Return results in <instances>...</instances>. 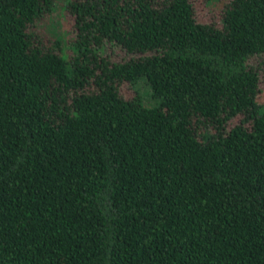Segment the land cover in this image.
Masks as SVG:
<instances>
[{"label":"trees","instance_id":"1","mask_svg":"<svg viewBox=\"0 0 264 264\" xmlns=\"http://www.w3.org/2000/svg\"><path fill=\"white\" fill-rule=\"evenodd\" d=\"M263 89L264 0H0V264H264Z\"/></svg>","mask_w":264,"mask_h":264},{"label":"rangeland","instance_id":"2","mask_svg":"<svg viewBox=\"0 0 264 264\" xmlns=\"http://www.w3.org/2000/svg\"><path fill=\"white\" fill-rule=\"evenodd\" d=\"M210 6L211 8L215 9L214 5L211 4ZM195 9L197 10L200 16L204 17V14L207 13L208 7L206 5L196 3ZM66 31H67V24L65 23V21L61 19H56L54 22L53 32L58 35H63V37L65 38L67 36ZM258 100L264 103V89L260 91Z\"/></svg>","mask_w":264,"mask_h":264}]
</instances>
